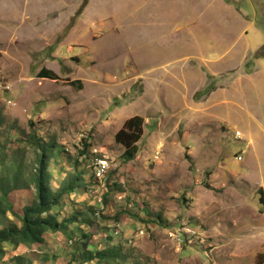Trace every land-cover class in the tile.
<instances>
[{"label":"rangeland","instance_id":"374dc122","mask_svg":"<svg viewBox=\"0 0 264 264\" xmlns=\"http://www.w3.org/2000/svg\"><path fill=\"white\" fill-rule=\"evenodd\" d=\"M263 46L264 0H0V176L35 166V134L59 151L53 190L83 174L59 218L88 213L100 230L84 243L131 264H264ZM134 116L144 135L126 163L115 136ZM33 192L11 193L13 211ZM79 224L5 246L0 264H66Z\"/></svg>","mask_w":264,"mask_h":264},{"label":"trees","instance_id":"16d2710c","mask_svg":"<svg viewBox=\"0 0 264 264\" xmlns=\"http://www.w3.org/2000/svg\"><path fill=\"white\" fill-rule=\"evenodd\" d=\"M263 50L264 46L254 54V58L264 57ZM39 76L56 78L53 71L46 69H43ZM208 89L206 88L202 94L208 93ZM144 128L143 117L134 116L127 119L120 131L117 132L115 140L124 148L122 156L124 162L129 163L136 158L139 152L138 144L144 135ZM23 142L31 145L33 151L36 152L35 166H30L32 170L28 177L24 178V172L30 169L21 160L16 162L14 170L7 167L6 173L0 176V257L6 254L5 246H9L13 251L19 248L44 247L45 238L48 234L55 235L69 231V235L73 238L71 227L79 224V220H82L84 223L80 224L84 226V229H79L82 239L80 241L74 240L75 246L81 243L82 250L80 247H75L76 250L74 249L75 251L71 253L70 260L66 264H93L94 262L96 264H131L130 258L123 253L121 248L100 249L95 248L91 243H84L88 239H95L100 230L88 213L84 214V212L77 211L68 218L64 217L62 220L59 218V215L62 214L59 210L64 204V199L75 194L83 186L80 185L81 182L83 184L81 171L76 176L61 183L56 190H53L50 186L51 176L48 165L49 160L57 156L59 152L56 151L55 144L40 141L35 134ZM4 152V148L2 150L0 148V155ZM86 153L87 148L80 152L82 155ZM31 186L34 188V192L30 202L22 206L20 213L13 211L9 201L10 194L16 191L30 190ZM263 201L261 192L260 203L263 204ZM93 210L94 208L91 207L88 212L92 214ZM8 214L11 217H8ZM5 217L11 220L15 217L18 218V224L4 225L2 222H4ZM85 230H89L88 233H85ZM74 243L72 242V244ZM15 258L17 259L18 256Z\"/></svg>","mask_w":264,"mask_h":264},{"label":"built area","instance_id":"2783aa9c","mask_svg":"<svg viewBox=\"0 0 264 264\" xmlns=\"http://www.w3.org/2000/svg\"><path fill=\"white\" fill-rule=\"evenodd\" d=\"M240 159L241 158L238 157V160H240ZM93 165H94V175H95L96 179L102 180L103 178H105V175L107 174L106 172L108 170L107 163L103 162V160H98V161L95 160V162H93Z\"/></svg>","mask_w":264,"mask_h":264}]
</instances>
